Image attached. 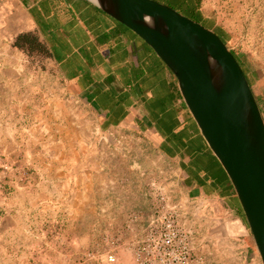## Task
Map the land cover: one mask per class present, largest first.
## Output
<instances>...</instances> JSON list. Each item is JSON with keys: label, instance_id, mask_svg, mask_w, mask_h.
Returning a JSON list of instances; mask_svg holds the SVG:
<instances>
[{"label": "crops", "instance_id": "crops-1", "mask_svg": "<svg viewBox=\"0 0 264 264\" xmlns=\"http://www.w3.org/2000/svg\"><path fill=\"white\" fill-rule=\"evenodd\" d=\"M16 6L26 16L10 42L12 62L18 64L21 51L13 46L15 36L36 31L48 47V64L65 82L58 95L68 98L74 108L68 125L78 134L91 128L95 136L78 138L84 141L82 146L85 142L91 146L90 151L82 147L81 152L65 149L67 136L49 138V143L57 142V151L42 154L38 179L31 171L25 181L16 180L7 195H0V264L8 257L16 264V258L27 252L20 246L33 235L29 213L41 206L65 211L58 232L48 233V239L94 242L108 234L118 237V253L143 235L139 223L130 231L123 229L129 213L141 210L147 215L153 210L152 190L145 185L149 173L158 171L174 180L173 198L179 208L178 202L188 201L196 190L205 194L204 187L193 183L192 160L196 144L204 152L210 149L172 72L127 26L91 0H17ZM84 115H90V120ZM173 134H181L185 145L181 151L175 147ZM213 168L217 171L214 178L218 177L214 194L239 215L240 204L226 173L217 163ZM22 210H26L25 219ZM23 228L25 235L20 232Z\"/></svg>", "mask_w": 264, "mask_h": 264}, {"label": "rangeland", "instance_id": "rangeland-1", "mask_svg": "<svg viewBox=\"0 0 264 264\" xmlns=\"http://www.w3.org/2000/svg\"><path fill=\"white\" fill-rule=\"evenodd\" d=\"M16 1L0 0V40L3 42L0 49L1 196L10 192L16 180L25 181L31 171H35V180L38 179L42 154L57 151V142L49 143V138L53 141L56 136H67L69 143L65 149L81 152L82 147L90 151L91 146L90 142L82 146L84 141L78 138L88 140L95 136L91 128L80 130L78 134L68 125L74 118L70 112L73 107L67 103L68 98L58 95L66 87L65 82L46 58L28 57L20 51L18 64L12 62L10 42L26 16L17 11ZM200 10L206 27L222 31L228 48L247 73L264 118V0H201ZM90 118L86 115L85 120ZM62 122L64 127L59 128L57 124ZM161 175L152 171L145 185L151 189L153 186L164 188L170 200L176 203L175 186L171 184L174 180ZM50 186L53 189V182ZM203 190L205 194L196 190L188 201L178 202L180 221L193 234L194 264H262L244 214L234 213L226 200L205 187ZM21 213L25 219L26 210ZM64 213L62 209L43 206L29 213L33 221L29 233L32 229L33 235L21 242L20 247L27 252L16 258V264H108L104 252L107 241L100 236L94 242L63 243L56 237L48 239V233L58 232ZM20 232L25 235L26 229ZM1 264H11L10 257L3 258ZM115 264L169 263L154 256L137 258L126 244L118 251Z\"/></svg>", "mask_w": 264, "mask_h": 264}, {"label": "water", "instance_id": "water-1", "mask_svg": "<svg viewBox=\"0 0 264 264\" xmlns=\"http://www.w3.org/2000/svg\"><path fill=\"white\" fill-rule=\"evenodd\" d=\"M141 37L169 68L203 139L226 173L264 264V118L227 44L157 0H91Z\"/></svg>", "mask_w": 264, "mask_h": 264}, {"label": "built area", "instance_id": "built-area-1", "mask_svg": "<svg viewBox=\"0 0 264 264\" xmlns=\"http://www.w3.org/2000/svg\"><path fill=\"white\" fill-rule=\"evenodd\" d=\"M152 212L145 215L141 210L131 211L128 223L123 228L131 230L134 223H139L143 235L137 236L127 243L137 258L154 256L169 264H194L193 234L180 221L178 205L159 186L151 189ZM107 241L104 247L105 259L108 264L117 260L118 237L103 235Z\"/></svg>", "mask_w": 264, "mask_h": 264}, {"label": "trees", "instance_id": "trees-1", "mask_svg": "<svg viewBox=\"0 0 264 264\" xmlns=\"http://www.w3.org/2000/svg\"><path fill=\"white\" fill-rule=\"evenodd\" d=\"M157 1L167 4L175 8L179 12L185 14L186 16L205 25V23L202 20V13L200 10L201 0H157ZM215 32L226 43V39L223 37L222 31H215ZM13 46L17 47L28 57L46 58L49 57L50 55L48 47L39 38V35L36 31H23L18 33L13 40ZM241 68L250 84V80L247 76V73L245 72L242 66ZM158 131L160 133L165 132V130H161V129H158ZM173 136L175 141V147L177 148L178 151H181L185 146L181 139V134L179 135L173 134ZM194 155H195L194 160H192V163L194 165L193 183L195 185L205 187L207 190L209 191L211 190V192H213L214 186L218 185V177L216 179L214 178V175L217 173V171L214 170L213 164L217 163L220 169H222L219 161L210 150L204 152L202 147L197 144L195 145ZM207 181H209V184H206ZM241 214L243 215L242 210H241Z\"/></svg>", "mask_w": 264, "mask_h": 264}]
</instances>
